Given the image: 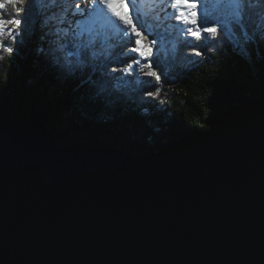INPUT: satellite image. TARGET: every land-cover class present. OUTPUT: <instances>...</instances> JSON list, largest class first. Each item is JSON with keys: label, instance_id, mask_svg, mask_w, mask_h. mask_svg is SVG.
Here are the masks:
<instances>
[{"label": "water", "instance_id": "95a60500", "mask_svg": "<svg viewBox=\"0 0 264 264\" xmlns=\"http://www.w3.org/2000/svg\"><path fill=\"white\" fill-rule=\"evenodd\" d=\"M0 264H264V95L141 156L0 114Z\"/></svg>", "mask_w": 264, "mask_h": 264}, {"label": "trees", "instance_id": "16d2710c", "mask_svg": "<svg viewBox=\"0 0 264 264\" xmlns=\"http://www.w3.org/2000/svg\"><path fill=\"white\" fill-rule=\"evenodd\" d=\"M66 1L0 0V114L59 144L153 154L264 95V0H203L176 24L132 0L133 32L83 22L69 35Z\"/></svg>", "mask_w": 264, "mask_h": 264}, {"label": "rangeland", "instance_id": "374dc122", "mask_svg": "<svg viewBox=\"0 0 264 264\" xmlns=\"http://www.w3.org/2000/svg\"><path fill=\"white\" fill-rule=\"evenodd\" d=\"M91 1L92 0L66 1L65 5L68 6V11L61 26V29L66 32V34L69 35L70 33L80 32L81 26H83L85 22H88V29L92 27L106 28L109 25H115L119 30L127 31V33L134 31L135 22L129 9L132 0H114L118 6V11L114 12V14L118 15L121 13V9L124 10L125 15L121 22L117 20L107 22L100 18L94 9L90 10L89 5ZM157 1L162 4V16L168 17L171 13L178 12L173 20L175 24L185 22L191 14H195L204 7L203 0H188L187 2H182V0ZM100 2H102V5L103 3L107 5L108 0H100Z\"/></svg>", "mask_w": 264, "mask_h": 264}, {"label": "bare ground", "instance_id": "6f19581e", "mask_svg": "<svg viewBox=\"0 0 264 264\" xmlns=\"http://www.w3.org/2000/svg\"><path fill=\"white\" fill-rule=\"evenodd\" d=\"M187 2L188 0H183ZM90 10L94 9L98 16L105 21L117 20L122 21L124 18V10L121 9V13L116 15L114 12L118 11V6L114 0H108L107 5H102L100 0H92L89 5Z\"/></svg>", "mask_w": 264, "mask_h": 264}]
</instances>
